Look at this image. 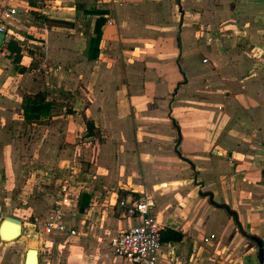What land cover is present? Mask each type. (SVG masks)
Returning <instances> with one entry per match:
<instances>
[{
	"label": "crops",
	"instance_id": "1",
	"mask_svg": "<svg viewBox=\"0 0 264 264\" xmlns=\"http://www.w3.org/2000/svg\"><path fill=\"white\" fill-rule=\"evenodd\" d=\"M80 3L0 0V15L16 10L5 26L22 54L19 63L11 53L0 55V187L6 204H16L6 216L19 219L23 230L31 225L33 190L58 187L31 225L44 246L42 254L29 247L39 264H134L110 246L119 231L140 221L120 206L131 196L152 198L158 221L183 235L173 242L174 260L162 249L157 264H264V234L254 221L264 204V0H89L78 10ZM94 11L105 12V23L98 57L91 59L89 50L88 59ZM36 93L52 103L50 117L26 122L22 98ZM165 113L176 141L162 161L163 141L149 131L162 129L154 118ZM87 121L100 143L86 137ZM34 158L45 167L34 166ZM88 165L89 173L78 175ZM130 178L137 184L129 186ZM64 183L78 197L64 222L74 230L84 226L77 208L80 195H88L89 235L42 230ZM200 188L235 212L240 229L199 196ZM20 250L0 248L1 259L24 264L26 250Z\"/></svg>",
	"mask_w": 264,
	"mask_h": 264
},
{
	"label": "built area",
	"instance_id": "2",
	"mask_svg": "<svg viewBox=\"0 0 264 264\" xmlns=\"http://www.w3.org/2000/svg\"><path fill=\"white\" fill-rule=\"evenodd\" d=\"M16 14L14 8H7L0 15V34L4 38L0 45V55L7 57L10 52L6 46L9 41L5 18ZM207 61V60H205ZM77 194L73 192L67 183L61 184L58 196L42 223V230L46 234L61 233L76 236L78 232L68 228L64 222L65 215L71 208L77 206ZM120 206L129 217H139L138 224L128 229L119 231L111 240L110 246L113 252L134 264H157V256L164 249L170 261L175 258V247L172 241H163L162 234L168 229L165 223L158 221L153 214L155 201L150 197H126L120 201ZM214 236H210L212 239Z\"/></svg>",
	"mask_w": 264,
	"mask_h": 264
},
{
	"label": "rangeland",
	"instance_id": "3",
	"mask_svg": "<svg viewBox=\"0 0 264 264\" xmlns=\"http://www.w3.org/2000/svg\"><path fill=\"white\" fill-rule=\"evenodd\" d=\"M42 2V1H41ZM41 5L40 6H44V7H46L47 5L48 6H50L51 4H47V3H40ZM35 6H37V4L35 3ZM83 6H86V7H89V0H84V3H80V4H78V10H84L82 7ZM38 18H40V20H42V18H43V16H38ZM46 22H48L47 21V19L45 20ZM26 50H28V49H26ZM30 50H28V52H29ZM31 52H34V51H31ZM30 52V53H31ZM37 54V53H36ZM31 55H33V54H31ZM34 65V63H31V64H29V66H30V68H32V66ZM36 65H34V67H35ZM36 68V67H35ZM165 79L167 78V76L165 75V77H164ZM157 89H159V90H162L163 89V86H161V87H158ZM40 91V90H39ZM38 91V92H39ZM40 92H43L45 95H47L44 91H40ZM60 94H62V93H60ZM26 95V94H25ZM168 95H170V94H168ZM63 96L65 97L64 99L63 98H61V99H56L57 100V102H61V100L63 99L64 100V102L65 101H67L68 99H69V97H67L66 96V94H63ZM54 103H56V102H54ZM57 105H60V104H58L57 103ZM59 111V110H58ZM165 119H166V113H165V115H163L162 117H158V118H154V120L155 121H157L159 124H163V127H161L162 129L161 130H159V129H156L155 131H153V130H151V131H149L148 129V131L150 132V133H152V134H157L159 137H158V139L159 140H161V141H163V142H160L161 143V146H162V152H163V155H162V161H165V157H166V155H168L167 153H173L172 151H171V148H172V145L174 144L175 145V141H176V137L173 139V140H171V138H170V133H169V131H168V128L167 127H165V125L164 124H166L168 121H165ZM142 120L144 121V120H147V119H144V118H142ZM162 126V125H161ZM149 127V126H148ZM87 129V128H86ZM150 129V128H149ZM143 130L146 132L147 130H146V127H144L143 128ZM91 134L94 136V137H96V142H98V143H100L101 142V139H100V133H99V131L98 130H95V128L94 129H92L91 131ZM139 132H141V130L139 131ZM143 132V131H142ZM145 132H143V134H145ZM145 137H147V138H149L148 140H151L152 139V137L153 136H151V135H145ZM94 143V142H93ZM167 145V149H165L164 150V146H166ZM85 147V146H84ZM34 160H36V163H35V165L34 166H38V165H41L42 167L44 166L45 167V165H44V163H38V159L37 158H34ZM80 163H86V161L84 160V159H82L81 160V162ZM88 164H89V162H88ZM167 163H164L163 162V164L161 165L162 166V168L163 169H165V168H167L170 172H173V173H177V171H178V169L175 167V166H173V165H166ZM89 165L88 166H84V167H81V171L82 172H78V175H80V176H82V177H85L84 175H83V173H89ZM67 172H69L68 170H67ZM117 172V171H116ZM115 172V174H117ZM57 174V176H62L63 175V173H61V174H59L58 172L56 173ZM114 174V175H115ZM127 175H130V177H131V175L133 176V174L131 173V174H128L127 173ZM138 175H139V172L136 174V176H135V178L136 179H138L139 177H138ZM79 179V178H78ZM135 180V179H134ZM134 180H132L131 178L129 179V186L130 185H134V184H137V183H135L134 182ZM153 180V179H152ZM160 181H162V180H160ZM125 183V185L127 186V187H129L127 184H126V181L124 182ZM163 187L165 186V184H163L162 185ZM127 187H125V188H127ZM57 188L58 187H55L54 185H49V186H44V185H42V187H36L34 190H33V192H32V196H33V200L34 201H36V203H35V205L33 206V208H32V212L31 211H29L30 212V215H29V217H28V221H29V223L32 225V222H34V217H35V215L38 217V218H41V216H42V210H44L43 209V207L45 208V207H48V204H49V202H51L52 201V197H55L56 196V194H57ZM131 188H133V189H136V186H134V187H131ZM112 191L111 192H114V191H118V197L119 198H121L123 195H124V193L120 190V189H118V187L117 186H113L112 187V189H111ZM140 190V189H139ZM200 190H202V188H200ZM3 191H4V188L3 187H0V224H1V222L3 221V218L6 216V215H8V214H10V213H12V211H13V208L14 207H16V204H14V205H12V204H6V201L2 198V194H3ZM206 192V191H205ZM10 205V206H9ZM38 205H40V207H41V210L39 211V210H37L36 209V207H38ZM27 207H31V205H27ZM104 207H106V206H104ZM36 212V213H35ZM79 213V212H78ZM80 214V216L77 218L78 220H82V221H85L86 223L84 224V226L83 227H81L80 228V226L79 227H75V230L76 231H79L80 230V232H84V233H86L87 235H89V217H86V215H88L89 214V206L85 209V211H84V213H79ZM89 216V215H88ZM254 221H255V228L256 229H258V230H260V232L262 233V234H264V204H262V207L261 208H258V210L256 211V218H254ZM29 226V225H26V226H24V228H23V230H22V234H21V236L17 239V240H15V241H12V242H4V241H1L0 240V248H8V247H13V246H21V250H20V253L23 255V252L27 249V248H29L31 245H33V246H35L36 248H37V250L38 251H40V253L42 254V249L44 248V246L42 245V241L40 240V238H39V232H38V230L34 227V226ZM38 239V240H37ZM263 242H264V239H263ZM33 243H36V245H34ZM16 254H17V252H15ZM1 257H3V256H0V259H1ZM0 261H3L5 264H13V259L12 260H10V262L6 259V258H3V259H1ZM4 263H2V264H4Z\"/></svg>",
	"mask_w": 264,
	"mask_h": 264
},
{
	"label": "trees",
	"instance_id": "4",
	"mask_svg": "<svg viewBox=\"0 0 264 264\" xmlns=\"http://www.w3.org/2000/svg\"><path fill=\"white\" fill-rule=\"evenodd\" d=\"M91 13L99 15V17L96 19V22H95L94 31H93L94 36L89 38V41H88L87 55H88V59H89V50H90V51H92L90 58L96 59L98 57V53H99L98 46H99V43L101 40V35H102L101 27L105 23V19L100 15L105 14V12L94 11ZM87 14H89V11L87 12ZM6 46H7L8 50L10 51V53L14 56L13 61L15 63H19L22 54H21V48L18 46L16 41L9 40L6 43ZM51 104H52L51 102L46 101L45 95L43 93H36L34 95L23 96L22 102H21V109H22V115H23L24 120L26 122H35V121H39L42 119H46L47 117H50ZM168 117L172 121V123H174L175 129L178 130V127L175 124V122L173 121V119L170 116H168ZM86 126H87L86 137L93 136L90 132L92 129H94L93 124L91 122L87 121ZM179 137H180V135H179ZM175 154L180 159L187 162V160L182 158L181 155L177 151H175ZM194 178H195V176L193 177V180L195 181L196 179H194ZM195 185L201 187V183H196V181H195ZM134 196H136V194H134ZM199 196L207 198L209 203L212 206H214L216 208L224 209L228 215H230L234 218L235 224L240 229V225H239V222L237 220L235 212L230 210L224 204H216L212 199V194L209 192H201V190H199ZM88 206H89V196L86 194H81L80 198H79V202H78L77 212L84 213L85 209ZM243 236L248 238V236H246L244 233H243ZM182 237H183V235L180 232H177V231H174L171 229H167L162 234V240L163 241L180 242Z\"/></svg>",
	"mask_w": 264,
	"mask_h": 264
},
{
	"label": "water",
	"instance_id": "5",
	"mask_svg": "<svg viewBox=\"0 0 264 264\" xmlns=\"http://www.w3.org/2000/svg\"><path fill=\"white\" fill-rule=\"evenodd\" d=\"M4 38V34H0V45ZM176 149V148H175ZM22 234V224L17 218L6 216L0 225V240L4 242H12L17 240ZM259 244V257L262 259L261 242ZM24 264H39L38 251L28 248L25 253Z\"/></svg>",
	"mask_w": 264,
	"mask_h": 264
},
{
	"label": "bare ground",
	"instance_id": "6",
	"mask_svg": "<svg viewBox=\"0 0 264 264\" xmlns=\"http://www.w3.org/2000/svg\"><path fill=\"white\" fill-rule=\"evenodd\" d=\"M2 223V222H1ZM1 225V224H0ZM5 241V240H4ZM34 250H36V249H34Z\"/></svg>",
	"mask_w": 264,
	"mask_h": 264
}]
</instances>
